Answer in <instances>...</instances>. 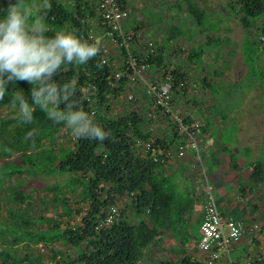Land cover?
Returning a JSON list of instances; mask_svg holds the SVG:
<instances>
[{"label":"trees","instance_id":"trees-1","mask_svg":"<svg viewBox=\"0 0 264 264\" xmlns=\"http://www.w3.org/2000/svg\"><path fill=\"white\" fill-rule=\"evenodd\" d=\"M12 2L13 0H0V14ZM187 2L193 19L197 25H202L205 11L194 0ZM92 3V0H51L52 6L47 11L46 22L52 31L48 34L52 35L61 28L74 31L89 43L99 45L102 52L104 45L98 44L89 34L88 21L97 17L99 12L98 5L95 7ZM233 6L239 13L247 34L255 36V41L246 49V62L250 75L258 79L264 92V68L259 62L260 51L264 52L260 44V38L264 37V0H235ZM99 22L104 23L102 16H99ZM256 24L259 26L256 27ZM129 28L136 32L141 31L142 26L137 24ZM142 42L134 44L142 47ZM120 49L127 56L128 50L125 47ZM149 49L146 46L147 63L155 73L148 74V78L156 81L163 70L170 68L172 61L168 60L166 63L162 47L157 48L155 44L154 51ZM101 52L86 65H69L54 79L57 83L71 82L76 89L75 99L80 106L95 122L109 130L110 136L103 141L102 146L97 141L73 136V144L62 149L59 138L64 132V137L71 135L70 130L62 124H54L39 109L34 113L31 124L18 123L15 114L0 119V161L7 159L5 163L13 166L7 176L53 172L72 175L63 185L55 184L34 191L36 194H53L52 205L47 209L48 216L42 220L33 219L30 215L35 197L26 196L22 192L15 193V207L32 218H27L23 223L26 228H15L12 231L0 228V234L17 233L22 237L43 241L48 247L49 262L39 258L30 264H142L147 259V250L160 235L157 224L166 228L165 224L172 222L168 215L176 202L175 194L162 185L156 172L163 163H156L144 144L154 141V148L171 151L172 147L184 145L181 141H190V132L196 133L190 131L189 134H179V124L160 107L158 115L163 111L162 117L169 119L173 129V137L169 142L164 138L155 139L152 132L145 129L146 118L137 111L118 113L114 104L132 84L113 79L112 62L101 65ZM191 57H196L201 62L203 52L200 50L192 53ZM172 73L176 94L180 90V83L186 80L180 67ZM89 85L95 86L94 95H89L86 91ZM30 89L31 85L26 81L9 82L6 85L9 93L0 99V109L10 106L9 102L16 91H23L25 98L30 100ZM182 89H186V86ZM63 107L62 104L61 108ZM191 123L192 117L184 119L186 126ZM30 130L34 131V135L26 140V133ZM12 157L14 160H9ZM254 173L256 181L264 180L263 163L255 165ZM72 192L78 193L73 202L68 198V194ZM122 198L131 202L133 215L142 220L138 223L129 220L126 210L122 209L121 216L110 228H100L108 209L112 205H118ZM43 220L49 225L48 231L30 229ZM56 244L61 246L57 248ZM0 260V264H22L27 259H16L0 250ZM157 264L178 263L162 260ZM182 264H206V261L193 262L190 258Z\"/></svg>","mask_w":264,"mask_h":264},{"label":"rangeland","instance_id":"rangeland-1","mask_svg":"<svg viewBox=\"0 0 264 264\" xmlns=\"http://www.w3.org/2000/svg\"><path fill=\"white\" fill-rule=\"evenodd\" d=\"M194 1L205 11V19L200 26L190 14L187 0H127V20H130L132 26L141 24L144 49L148 41L156 44L157 48L162 47L166 63L168 60L175 61L169 67L173 70L180 67L184 73L186 89H180L179 94L173 95L172 105L177 115L184 119L192 117V123L186 128L195 131L198 143L205 146V142H209L207 151H254L253 158L263 163L264 168V92L258 79L250 75L245 54L252 41H255V36L247 34L233 6L235 0ZM92 2L95 7L99 5V0ZM99 16L100 12L88 21L89 34L98 44L108 46L112 60L121 64L124 56L122 49L118 45L109 44L104 34L105 25L99 22ZM129 47L133 55L143 54L135 44ZM200 50L203 52L201 62L191 57L192 53ZM260 53V66L264 68V52ZM153 73L154 70L148 72L149 75ZM134 86L125 89L118 97L115 109L118 113L137 111L146 118L145 129H153L154 138L170 141L172 135L165 125L169 119L162 117L163 111L162 115H158L160 109L150 97L145 99L139 94L140 90L145 93L142 84ZM131 94L134 99L130 101L128 96ZM11 114H15V111L10 106L0 109V119ZM63 135L66 132L61 134L59 145L66 149L73 144V135ZM181 142L185 145L189 143L186 140ZM176 150V147H172L171 151ZM6 161H0V228L12 231L15 228H26L23 223L27 218L33 216V219L42 220L47 217L53 194L36 192L47 186L63 185L72 175L53 172L7 176L13 166L7 165ZM18 192L35 197L30 211L32 216L15 207V193ZM76 195V192L69 193L68 198L73 202ZM30 229L48 231L49 225L43 220ZM55 246L59 248L61 244ZM0 250L16 259H27L22 264H30L39 258L45 262L50 260L48 247L43 241L22 237L17 233H1ZM148 262L152 263L153 260L145 259L142 264Z\"/></svg>","mask_w":264,"mask_h":264},{"label":"crops","instance_id":"crops-1","mask_svg":"<svg viewBox=\"0 0 264 264\" xmlns=\"http://www.w3.org/2000/svg\"><path fill=\"white\" fill-rule=\"evenodd\" d=\"M129 27L132 25L127 20L124 28ZM136 48L144 51V47ZM139 94L147 99L144 91L140 90ZM165 125L170 130L169 134L173 135L170 121ZM171 153V157L159 165L156 175L162 180V185L175 194L176 202L168 215L172 222L166 223V228L157 224L160 235L147 250V253H151H148L149 257L153 254L150 258L147 256V259L155 261L154 264L162 260L182 264L190 258L193 262H205L206 255L198 246L206 201V183L202 178V169L198 166L194 151H186L185 157H179L178 151ZM253 155L254 151H206L203 157L208 183L216 195L223 216L249 226H260L259 231L234 243L230 248V255L219 264H245L249 260L254 264H264V180L256 181L254 167L260 161L254 159ZM119 202L118 205L121 210H126L129 220L135 223L142 220L133 215L131 202L127 198H122Z\"/></svg>","mask_w":264,"mask_h":264},{"label":"clouds","instance_id":"clouds-1","mask_svg":"<svg viewBox=\"0 0 264 264\" xmlns=\"http://www.w3.org/2000/svg\"><path fill=\"white\" fill-rule=\"evenodd\" d=\"M51 6V0H13L0 14V99L9 93V82L26 81L31 85L30 100L23 91H16L9 102L18 123L31 124L39 109L75 138L97 141L102 146L110 136L109 130L80 106L71 82L57 83L54 79L69 65H86L101 48L63 28L49 35L52 29L46 15ZM86 91L94 95L96 88L89 85ZM33 135L30 130L25 139Z\"/></svg>","mask_w":264,"mask_h":264},{"label":"built area","instance_id":"built-area-1","mask_svg":"<svg viewBox=\"0 0 264 264\" xmlns=\"http://www.w3.org/2000/svg\"><path fill=\"white\" fill-rule=\"evenodd\" d=\"M127 0H99V12L104 20L105 36L110 45H118L128 50L127 56H123L122 63L112 60L111 49L102 47L100 54L101 65H108L112 62L113 79L116 82L125 81L129 84H142L145 93L150 97L157 107H160L166 113L171 114L179 124L181 134L189 131L184 124V118L174 112L172 101L174 94L173 69L167 68L162 74L156 77V81L148 78V72L153 69L148 65V56L145 49L141 56H135L130 52V44L142 42L144 35L142 31H133L124 28V21L129 18V11L126 8ZM149 50L154 51L155 44L151 41L146 42ZM172 62H175L172 60ZM171 62V63H172ZM173 64V63H172ZM186 82L182 81L179 88H184ZM128 99H134V95H129ZM94 115V112L91 113ZM190 141L188 144L177 148L179 157H185L187 149H191L196 154L198 166L202 169V178L206 183L205 205L203 217L200 224L201 237L199 240V250L206 255V264H219L225 257L230 255L231 246L239 242L242 238L260 230V226L255 224L249 226L242 221L227 219L221 213L217 198L208 183L207 172L203 163V156L206 154L209 142L201 146L196 135L190 132ZM146 151L151 152L156 163H164L171 157V151L154 148V141L144 144ZM121 216L119 205H112L106 214L105 219L100 223V228H110ZM56 264V263H54ZM234 264V263H229ZM245 264H253L247 261Z\"/></svg>","mask_w":264,"mask_h":264},{"label":"water","instance_id":"water-1","mask_svg":"<svg viewBox=\"0 0 264 264\" xmlns=\"http://www.w3.org/2000/svg\"><path fill=\"white\" fill-rule=\"evenodd\" d=\"M260 44L262 45V47L264 48V37L260 38Z\"/></svg>","mask_w":264,"mask_h":264}]
</instances>
